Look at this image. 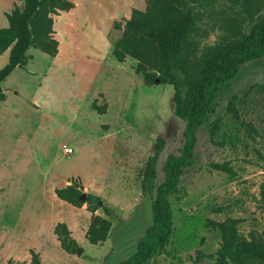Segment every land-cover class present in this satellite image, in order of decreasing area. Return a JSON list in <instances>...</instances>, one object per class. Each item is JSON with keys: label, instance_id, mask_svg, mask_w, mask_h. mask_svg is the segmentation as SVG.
Wrapping results in <instances>:
<instances>
[{"label": "rangeland", "instance_id": "374dc122", "mask_svg": "<svg viewBox=\"0 0 264 264\" xmlns=\"http://www.w3.org/2000/svg\"><path fill=\"white\" fill-rule=\"evenodd\" d=\"M69 1L72 8L52 15L55 55L28 47L23 64L0 82V264L8 259L30 264V249L40 264H116L135 250L150 224V201L140 195L139 179L153 142L164 140L155 184L162 179L164 156L182 144L171 85L144 83L133 71L135 59L118 62L110 53L130 10H143L146 0ZM20 5L0 0V27L5 14ZM196 9L201 47L245 33L264 14V0H206ZM6 59L7 50L0 67ZM195 136L194 162L169 195L171 236L143 264H212L195 256L216 250L219 232L210 222L226 217L238 219L243 235L264 231L258 207L264 181V56L241 64L218 85ZM64 147L72 153L65 154ZM212 163H226L233 174ZM73 179L112 214L58 199L53 189ZM91 214L111 221L106 239L95 244L85 237ZM57 222L69 230L79 253L60 247L53 233Z\"/></svg>", "mask_w": 264, "mask_h": 264}, {"label": "trees", "instance_id": "16d2710c", "mask_svg": "<svg viewBox=\"0 0 264 264\" xmlns=\"http://www.w3.org/2000/svg\"><path fill=\"white\" fill-rule=\"evenodd\" d=\"M5 14L6 25L0 27V54L7 50L6 62L0 67V82L16 67L23 64L28 47L53 57L58 41L53 36L52 15L73 7L69 0H18ZM206 0H146L143 10L132 8L124 21L120 36L111 49L112 57L120 62L125 56L135 59L133 71L146 84L154 81L172 87L171 111L182 122V144L177 153H167L161 165L162 179L155 184L157 159L164 140L157 138L145 161L139 179V192L149 199L150 224L137 241L135 250L116 264H143L161 249L172 233V211L169 195L177 189L184 168L194 162L195 131L204 122L218 85L235 76L241 64L264 56V14L258 15L245 33L227 42L198 47L199 12L197 7ZM4 95L0 88V101ZM216 125L212 127V131ZM216 170L232 175L226 163H212ZM78 180L73 179L53 189L54 195L74 207L83 203L86 209L100 208L106 217L112 212L91 193H82ZM258 207L264 211V181L259 186ZM219 232L220 243L213 253H196L195 259H212V264H247L264 262V231H238V219L226 217L210 222ZM111 226L109 218L91 214L85 237L88 243L104 241ZM60 247L68 252L77 248L66 226H53ZM30 264H40L39 257L29 250ZM6 264H12L8 259ZM21 264V263H19Z\"/></svg>", "mask_w": 264, "mask_h": 264}, {"label": "built area", "instance_id": "2783aa9c", "mask_svg": "<svg viewBox=\"0 0 264 264\" xmlns=\"http://www.w3.org/2000/svg\"><path fill=\"white\" fill-rule=\"evenodd\" d=\"M64 153L66 154H69V153H72V148L71 147H64L63 149Z\"/></svg>", "mask_w": 264, "mask_h": 264}, {"label": "water", "instance_id": "95a60500", "mask_svg": "<svg viewBox=\"0 0 264 264\" xmlns=\"http://www.w3.org/2000/svg\"><path fill=\"white\" fill-rule=\"evenodd\" d=\"M84 195H85V193H83V192L80 194V199H81V200L84 199ZM99 204H100V202H99ZM80 250H81V248H79V247L76 248V252H77V253H79Z\"/></svg>", "mask_w": 264, "mask_h": 264}, {"label": "crops", "instance_id": "0c3cea01", "mask_svg": "<svg viewBox=\"0 0 264 264\" xmlns=\"http://www.w3.org/2000/svg\"><path fill=\"white\" fill-rule=\"evenodd\" d=\"M72 3V2H71ZM137 9V8H136ZM69 10V9H68ZM140 10V9H139ZM59 12V11H58ZM18 66V65H17ZM66 185V184H65ZM64 186V185H63ZM62 187V186H61Z\"/></svg>", "mask_w": 264, "mask_h": 264}]
</instances>
